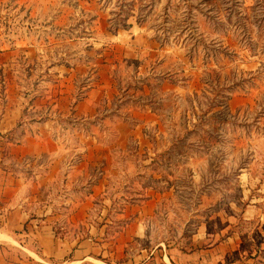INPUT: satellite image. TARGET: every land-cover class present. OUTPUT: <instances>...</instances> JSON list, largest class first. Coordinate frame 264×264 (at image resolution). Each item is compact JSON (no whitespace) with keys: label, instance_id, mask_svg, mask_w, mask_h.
Here are the masks:
<instances>
[{"label":"rangeland","instance_id":"1","mask_svg":"<svg viewBox=\"0 0 264 264\" xmlns=\"http://www.w3.org/2000/svg\"><path fill=\"white\" fill-rule=\"evenodd\" d=\"M0 63V98L56 118L62 174L82 178L61 194L104 176L87 220L105 207L104 238L138 221L135 248L264 264V0H0Z\"/></svg>","mask_w":264,"mask_h":264},{"label":"crops","instance_id":"2","mask_svg":"<svg viewBox=\"0 0 264 264\" xmlns=\"http://www.w3.org/2000/svg\"><path fill=\"white\" fill-rule=\"evenodd\" d=\"M105 87L88 90L74 105L75 113L92 115L91 105ZM2 91L0 264H234L225 260L228 243L210 244L192 252L159 244L135 248L133 241L143 235L138 221L127 224L112 239L104 238L108 228L103 217L105 207L98 209V222L87 221L96 209L93 201L103 194L104 176L94 178L89 190L61 194L63 186L69 189L82 178L62 174L65 164L56 136V118L34 115L26 108L29 100ZM88 140L87 146H97L95 140ZM147 203L150 201L137 209L139 218L149 210ZM63 219L65 224L58 225ZM79 223L86 225L87 234H56L58 226L63 229L66 224Z\"/></svg>","mask_w":264,"mask_h":264},{"label":"built area","instance_id":"3","mask_svg":"<svg viewBox=\"0 0 264 264\" xmlns=\"http://www.w3.org/2000/svg\"><path fill=\"white\" fill-rule=\"evenodd\" d=\"M1 74H2V65L0 63V82H1Z\"/></svg>","mask_w":264,"mask_h":264}]
</instances>
